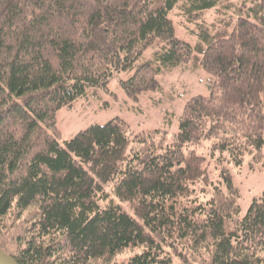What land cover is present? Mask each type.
Masks as SVG:
<instances>
[{"label":"trees","instance_id":"obj_1","mask_svg":"<svg viewBox=\"0 0 264 264\" xmlns=\"http://www.w3.org/2000/svg\"><path fill=\"white\" fill-rule=\"evenodd\" d=\"M179 67L211 79L175 133L114 118L60 142L57 111L88 91L116 80L135 102ZM246 157L264 165V0H0V251L18 264H264V193L240 217L230 174Z\"/></svg>","mask_w":264,"mask_h":264},{"label":"rangeland","instance_id":"obj_2","mask_svg":"<svg viewBox=\"0 0 264 264\" xmlns=\"http://www.w3.org/2000/svg\"><path fill=\"white\" fill-rule=\"evenodd\" d=\"M169 18L175 37L194 46L196 38L190 32L192 25L173 12ZM151 54V49L146 50L141 61L151 59ZM210 79L201 69H172L157 76L158 91L141 94L135 102L126 97L116 80H112L107 92L88 91L86 97L74 102L70 109L57 111L56 127L61 135L60 142L71 139L90 125H104L114 118L124 121L134 133L161 129L173 134L186 102L195 96L207 97L210 94ZM208 173L212 180L216 179L217 172L212 166ZM230 174L239 192V215L243 217L252 200L264 193V165L251 167L246 157L239 168L230 169ZM128 256L129 253H124L116 259L121 262Z\"/></svg>","mask_w":264,"mask_h":264},{"label":"water","instance_id":"obj_3","mask_svg":"<svg viewBox=\"0 0 264 264\" xmlns=\"http://www.w3.org/2000/svg\"><path fill=\"white\" fill-rule=\"evenodd\" d=\"M0 264H18L15 260L0 251Z\"/></svg>","mask_w":264,"mask_h":264}]
</instances>
